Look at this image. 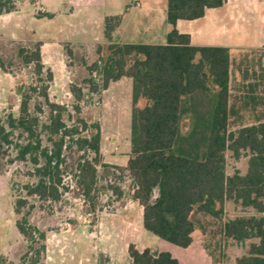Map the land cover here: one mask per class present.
I'll return each instance as SVG.
<instances>
[{
  "label": "trees",
  "instance_id": "trees-1",
  "mask_svg": "<svg viewBox=\"0 0 264 264\" xmlns=\"http://www.w3.org/2000/svg\"><path fill=\"white\" fill-rule=\"evenodd\" d=\"M19 1L0 0V15L14 11ZM226 1L167 0L170 29L165 44L97 45L91 64L82 45H64L68 70L77 62L86 73L80 80L75 77L69 88L76 101L100 94L121 78L131 80L124 168L101 162L98 120L80 116L76 104L72 115L51 98L53 73L42 61L41 42L32 36L12 40L1 34L0 72L27 68L29 82L15 90L20 97L18 114L0 113V175L14 162L29 163V180L22 185L25 196L45 202L59 199L60 188H66L62 176L69 168L84 198L104 173L109 178L105 188L120 197L126 171L133 183L132 198L142 206L144 230L181 248L192 244L196 229L205 230L200 217L221 220L225 203L231 201L255 212L219 226L222 235L247 245L236 264H264V113L256 115L253 124H237L244 115L237 110L229 48L191 45L189 35L176 30L178 19L200 18L205 8L221 7ZM118 21V16L104 19L107 41ZM73 118L75 123L68 125ZM228 153L236 160L246 158L244 172L227 173ZM9 184L15 226L26 244L20 263L42 264L45 232L29 222L32 207L21 214L27 200L15 197ZM127 250L132 264H179L167 250H139L133 244ZM0 264L12 263L0 255Z\"/></svg>",
  "mask_w": 264,
  "mask_h": 264
},
{
  "label": "rangeland",
  "instance_id": "rangeland-1",
  "mask_svg": "<svg viewBox=\"0 0 264 264\" xmlns=\"http://www.w3.org/2000/svg\"><path fill=\"white\" fill-rule=\"evenodd\" d=\"M61 20V17L58 16L52 23L54 26L62 27V30L56 33L57 36L52 34V37H66L73 42L79 41L80 38L76 31L67 28V25H64ZM130 33L134 39H142V34H144L136 32L133 28ZM125 36L126 34L123 35V37ZM94 50L89 55L88 53L84 54L88 64L96 59ZM239 57L237 53L231 55V68L235 79H237L236 69ZM244 60L248 71L252 72L255 66L259 71V62H264V53L260 55V53L251 52ZM51 65L55 69H61L62 66L68 71L66 65L58 63L57 60ZM69 72L68 78L57 77L52 82L49 88L51 98L59 104H64L72 115H74L73 106L76 104L80 107V116L98 120L101 131V162L124 168L129 156L131 80L122 78L121 81L111 83L105 93L103 91L100 94H88L82 100L76 101L69 88L75 84V77L79 76L80 80L86 77V73L77 62L72 63ZM0 74L2 90L0 113L11 112L16 116L20 97L15 90L19 86L28 84L27 68H22L14 74L11 71L0 72ZM59 74L63 75L64 73ZM241 114L245 116L247 113ZM73 123H75L74 118L67 120L68 125ZM239 123H241L240 120L237 124ZM76 156L74 154L75 159ZM67 159L70 160V156ZM245 167V157L242 156L236 160L228 153L227 173H232L234 170L244 172ZM29 170V163L14 162L6 166L5 174L9 178V183H13L14 196H20L27 200L26 205L21 208V214L32 207L29 222L45 232L42 264H99V261L103 264H132L127 250L129 244H133L139 250L145 247L153 250H167L178 259L179 264H236V259L247 250V245H240L219 231L221 223L229 219L255 214L252 209L231 201L225 203L221 220L200 217L201 222L205 225V230L196 229L192 233L193 242L190 247L177 248L144 230L142 206L132 198L133 183L126 171L120 181L122 192L120 197L105 188L109 184V178L104 173L98 185L90 192L89 198H84L75 187L74 176L69 168L62 176L66 188H60L59 199L43 202L36 197L25 196L22 185L29 180L26 176V172ZM99 170L102 173V169L99 168ZM11 203L10 190L7 188L5 192H0L2 213L9 214ZM92 205H94L93 208L90 207ZM25 249L26 244L14 222L11 218L7 219L3 216L0 219V254L9 250L14 254L16 260L19 259L12 264H21L20 257Z\"/></svg>",
  "mask_w": 264,
  "mask_h": 264
},
{
  "label": "crops",
  "instance_id": "crops-1",
  "mask_svg": "<svg viewBox=\"0 0 264 264\" xmlns=\"http://www.w3.org/2000/svg\"><path fill=\"white\" fill-rule=\"evenodd\" d=\"M166 6L167 0H21L16 3L14 11L0 15V35L12 40L32 36L40 41L42 61L51 68L54 81L57 77L68 78L70 73V70L66 71L62 66L61 69H55L51 65L55 60L65 65L63 48L66 43L82 45L88 55L97 45L111 42L165 44L170 29L166 20ZM58 16L67 28L76 31L79 41L52 37V34L57 36L56 33L62 30V27L52 25ZM112 16H118L119 21L111 33V41H107L104 36V19ZM132 28L138 33H144L142 39L132 37ZM176 30L180 34H188L191 45L226 47L230 50V56L233 53L240 56L236 69L237 110L247 113L240 119L242 125L255 123L256 115L264 113V62H259V71L255 66L250 72L245 67L244 59L251 52L260 55L264 53V0H227L221 7L205 8L200 18L178 19ZM1 91L0 86V94ZM7 188L11 192V208L9 214L2 213L0 208V219L5 216L15 224L14 197L9 178L7 174L0 175V192H5ZM0 255H4L11 263L19 260L9 250Z\"/></svg>",
  "mask_w": 264,
  "mask_h": 264
}]
</instances>
